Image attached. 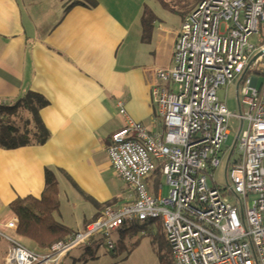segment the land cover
I'll return each mask as SVG.
<instances>
[{
  "label": "built area",
  "instance_id": "2783aa9c",
  "mask_svg": "<svg viewBox=\"0 0 264 264\" xmlns=\"http://www.w3.org/2000/svg\"><path fill=\"white\" fill-rule=\"evenodd\" d=\"M262 24L264 0H201L182 22L173 65L157 70L171 86L152 87L163 130L128 117L112 135L109 157L133 188V201L106 206L85 229L44 251L8 237L6 264H63L71 251L96 241L115 250V232L148 219L161 220L174 264H264V42L249 40ZM234 81L242 109L236 115L218 96ZM120 112L127 115L122 102ZM233 116L242 120L238 157L228 154L222 188L214 170L229 151ZM157 169L170 186L166 196L162 183L160 195L149 190L146 180ZM17 225V218L8 222Z\"/></svg>",
  "mask_w": 264,
  "mask_h": 264
},
{
  "label": "crops",
  "instance_id": "0c3cea01",
  "mask_svg": "<svg viewBox=\"0 0 264 264\" xmlns=\"http://www.w3.org/2000/svg\"><path fill=\"white\" fill-rule=\"evenodd\" d=\"M65 1L0 0V103L14 105L30 91L42 94L48 104L40 113L51 132L44 144L0 145V257L4 264L8 237H13L10 231L16 234L8 226L17 218L10 205L20 197L40 195L47 168L60 187L58 205L52 210L55 227L50 242L62 235L59 224L83 230L106 206L133 201V188L117 184L108 153L113 133L126 125L128 117L151 132L163 130L152 87L171 86L158 78L157 70L173 65L180 28L169 33L154 22L145 37L142 23L131 27L124 13L122 17L103 0H74L67 5ZM134 41L140 47L148 42L152 48L145 54L139 48L133 52ZM120 102L127 115L120 112ZM160 176L162 171L157 169L146 180L156 196ZM161 194L166 195L164 190ZM24 240L28 242L24 245L37 250L48 248Z\"/></svg>",
  "mask_w": 264,
  "mask_h": 264
},
{
  "label": "rangeland",
  "instance_id": "374dc122",
  "mask_svg": "<svg viewBox=\"0 0 264 264\" xmlns=\"http://www.w3.org/2000/svg\"><path fill=\"white\" fill-rule=\"evenodd\" d=\"M72 0H66L65 5ZM114 10L121 12L122 17L124 13V18L133 23L131 27L135 28L142 23V15L144 14L145 8L147 6L151 7L152 11L155 13V24L157 27L161 26L164 31L169 33H174L179 28H181L184 16L176 11L165 7L160 0H103ZM134 18V22L133 19ZM135 25V26H134ZM264 34V24L261 25L260 31L250 37V42L254 43L256 46L263 44ZM151 43V42H150ZM148 44V45H147ZM142 47L139 46V41L133 42L131 50L136 52L139 48L141 54L149 51L152 45L148 42L142 43ZM151 51V50H150ZM237 82L234 81L227 85H224L218 89L219 98L226 102L229 110L233 114H240L241 107L239 104V96L237 92ZM244 110V105H243ZM160 115V113H159ZM248 126V122H244V127ZM242 127V120L237 116H233L230 120V130L231 133L226 142L228 144V153L223 157L220 166L216 167L214 170L215 179L217 184L224 188L227 185L226 180V165L227 157L230 154L231 149L235 146L238 141V135ZM238 157V146L236 144L234 148V153L232 159ZM117 176V184L121 186H127L126 182L120 178L116 171L114 172ZM212 183V180H210ZM156 183H162L164 192L167 195L170 189L169 184L164 176H160ZM165 195V196H166ZM227 197L230 201L235 202L237 200L233 193H229ZM123 233V234H122ZM12 238L23 243L28 244V242L18 235L10 231ZM164 234V228L160 225L159 221L153 222L149 229H140L138 231H127L122 232L119 230L115 232L114 237L117 241V247L115 250H109L104 243L101 241L94 242L91 246H81L72 251V253L65 259L64 264H162V258H168L169 254L167 252V245L162 241L161 235ZM100 238V236H97ZM123 238V239H121ZM5 241V239H2ZM1 241V242H2ZM1 255V254H0ZM0 264H4L0 257Z\"/></svg>",
  "mask_w": 264,
  "mask_h": 264
},
{
  "label": "trees",
  "instance_id": "16d2710c",
  "mask_svg": "<svg viewBox=\"0 0 264 264\" xmlns=\"http://www.w3.org/2000/svg\"><path fill=\"white\" fill-rule=\"evenodd\" d=\"M74 1V0H72ZM93 1V0H87ZM161 3L181 13L184 18L192 11L201 0H160ZM155 13L151 7L145 8L142 16L144 36L151 33L155 21ZM48 104V99L40 93L30 91L18 99L14 105L0 103V145L4 148H17L26 145H40L48 141L51 132L41 116V109ZM60 187L54 172L46 169V185L40 195L29 194L20 197L11 203V209L18 218V225L15 229L16 235L36 244H47L50 246L58 239L71 234V228L59 224L62 235L49 242L50 235L54 229L52 215L53 206L58 205ZM161 220L148 219L135 221L131 225L122 228V232L129 230L146 232L149 226ZM123 234V233H122ZM162 241L167 245L168 258H162V264H174L171 247L166 239L165 233L161 235ZM123 239V238H121Z\"/></svg>",
  "mask_w": 264,
  "mask_h": 264
},
{
  "label": "water",
  "instance_id": "95a60500",
  "mask_svg": "<svg viewBox=\"0 0 264 264\" xmlns=\"http://www.w3.org/2000/svg\"><path fill=\"white\" fill-rule=\"evenodd\" d=\"M255 59H256V56L254 57L253 61H254ZM235 145H236V143H235ZM234 148H235V146H233V148H232V150H231L230 157H231V155H232L233 152H234Z\"/></svg>",
  "mask_w": 264,
  "mask_h": 264
}]
</instances>
